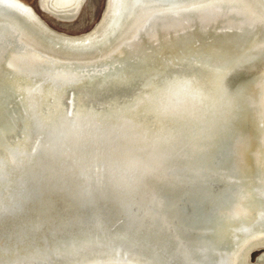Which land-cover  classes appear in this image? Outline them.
I'll list each match as a JSON object with an SVG mask.
<instances>
[{"label":"water","instance_id":"water-1","mask_svg":"<svg viewBox=\"0 0 264 264\" xmlns=\"http://www.w3.org/2000/svg\"><path fill=\"white\" fill-rule=\"evenodd\" d=\"M137 11H133L126 30L135 28ZM18 17L5 30L22 41L14 42L17 48H3L0 81L6 75L13 79L25 128L21 134L18 121L10 116L6 119L2 108L0 153L6 155L10 147H15V151L10 152L9 162L0 156V169L6 171L0 174V261L5 256L14 259L12 254L27 252L33 255L30 264H62L73 257H55L52 251L64 249L72 255L68 252L92 241L98 243L96 249H134L137 253L143 250L147 259L158 261L162 253L172 251V243L178 244L174 238L177 231L192 230L178 217L176 201L181 210V202L190 205L205 200L223 207L233 204L235 197L229 198V191L236 185L242 189L244 204L249 206L246 219L232 222L236 225L231 227L233 234L241 236L238 229L253 217L252 211L260 202L248 187L250 182L254 185L249 173L251 168L257 169L256 186H260L263 178L259 171L264 173V163L257 165L255 159L253 166L247 167L244 162L253 157L244 154L239 166V152L230 150L225 158L224 154L239 134L238 129L245 125L243 102L249 92H254L261 71L259 63L243 59L253 52V45L263 41V33L222 30L217 26L207 29L196 24L191 27L192 22L185 20L188 29L155 33L146 43L157 44L163 52L162 45L166 44V49L172 45L176 50L184 45L194 46L198 36L211 32L222 41H212L211 53L209 48L200 52L202 57L196 56L200 53L186 55L180 64L173 62L166 73H155L140 79L135 87L102 96L101 92L107 93L104 85L112 78L90 89L82 87L86 78L104 71L95 64L83 67L76 83L59 86H53L46 74L35 75L29 69L10 75L15 72L9 62L12 49L18 57H26L27 52L45 55V47L23 30ZM154 19V15L148 17L133 42L147 36L145 30L149 23L152 27ZM221 43L227 46L222 47ZM232 43L238 51L235 55L229 53L233 51ZM21 45L24 48L18 49ZM199 47L205 45L199 43ZM214 56L218 57L216 61ZM77 59L94 63L92 60L98 57ZM58 67L71 70L72 65L64 62ZM205 67L210 71H203ZM16 78L27 82L21 84ZM178 81L185 82L188 95L182 91V100L177 103L173 84ZM208 82L213 84L207 86ZM39 85L42 86L37 95ZM31 94L37 103L33 104ZM143 110L157 118L158 123L144 121ZM9 123L17 130L11 138L6 136ZM212 139H216L215 143L221 140V147L213 148ZM261 190L264 191L262 185ZM209 227L207 232L199 228L200 234L212 238L215 232L221 238L226 222ZM194 235H198L196 229ZM42 254L46 258H39ZM59 259L64 260L60 263L56 261Z\"/></svg>","mask_w":264,"mask_h":264},{"label":"bare ground","instance_id":"bare-ground-1","mask_svg":"<svg viewBox=\"0 0 264 264\" xmlns=\"http://www.w3.org/2000/svg\"><path fill=\"white\" fill-rule=\"evenodd\" d=\"M42 1L45 6H49L56 11L72 12L76 8H78L84 0ZM112 1L113 4L115 3L116 7H118L116 10V14H120L119 10H121L120 5L122 3V0ZM134 3L135 4L133 10L137 11L138 8V11L136 13L137 20L135 23V28L133 29L132 27L130 28V30H125L120 35V37L117 38V43L111 48L112 50L108 53L104 52L105 54L103 53L100 56H104V58L109 59L113 53L126 48H129V50H136L141 48V50L144 51V44L151 41L155 33L159 35L160 33L166 31L171 32V30L173 31V33H177L178 31L182 30L183 27H186L184 29H188L189 26L184 23L185 20L192 22L191 27L196 24L201 27L204 26V28L207 29L210 26H217L222 30L230 29L239 31L243 29L244 31L245 29L251 30L252 32L263 33L264 36V0H135ZM17 12H21L27 17L32 18L31 11L25 8V6H23L22 4L14 0H0V69L2 58L1 52L3 51V48H17L14 42L22 41L21 37L16 36L11 31L5 30L6 26L9 23H16L15 19L18 17ZM153 15L155 17V21H152L154 22L152 27L150 23L148 24V28L145 30L147 36H145V38L143 37L142 40H140V42L138 43H135V41L133 42V38L138 33V29L145 25V22L147 21L149 16ZM117 21L116 24L113 23L115 27L118 24ZM117 29L118 28L114 30L113 27L114 34L115 32H117ZM138 35H136V37H138ZM262 40L263 41H258L251 47L253 52L250 53V55L244 56V62H257V64L259 63L261 72L260 75L257 76L258 80L255 85L254 92H249L246 97L247 99L245 98V101L243 102L245 112V125H242L238 129L239 131L237 133L239 134L236 135L234 140L231 141L232 145H229V150H227V152H225L224 154L225 158L227 154L229 155L234 150L239 152V166H241V163L244 161L243 159H241L244 154L250 155L249 158L253 157V160H250L251 162H244V165H246L247 167H252L255 159L257 165H260V162L264 163V157L262 159V156H264V38ZM94 41L95 40H73L71 42H66L67 46H69L68 53L72 54H62L56 52L53 49L45 48V55H42L41 57L37 55H30L28 52L26 53V57H18V55H16L17 51L13 53L12 49V53L9 52V54H11L9 62H11L13 71L15 70V72H10V75H15L16 70L25 71L29 69V72L35 75L46 74V78H51V84L53 86H57V84L59 86V84L62 85L66 82H68L69 84L76 83L77 79L79 78L80 72H82L81 70H83V67H91V65L95 64L97 69L104 70L103 66H101L100 68V62L98 60H92L94 63H90L80 62L81 59H77L81 56L96 58L95 56L90 55V50L88 48L84 49V47H91L92 45H94V43L96 42ZM155 41L159 40L157 39ZM22 47L23 46L21 45L18 49H21ZM24 47H30V45L24 44ZM53 53H55L56 55ZM64 62H69V64L72 65V67H70L71 70H67L69 67H63V69L58 67L60 63ZM257 64L251 65L252 67H256ZM56 70L59 71L57 72V74L54 73ZM46 78H44L43 81ZM43 81L41 82V84L43 83ZM41 86L42 85H39L37 90L35 89V93L37 95L39 94ZM173 87L175 89L173 96L176 95V97L178 98V103L179 99L182 100V98H180L181 94L187 92L186 84L185 82L181 84V82L178 81L173 84ZM182 91L184 92L181 93ZM1 94L2 93L0 92V122L2 121L1 119L3 118L2 116L4 111L2 110L3 105L1 104ZM31 97L34 104V102H36V96L34 94H31ZM177 103H175V105H177ZM32 108L35 109V105H32ZM6 117V119L9 118V116L7 115ZM50 133L52 135V130L50 131ZM0 141L2 142L1 136ZM14 148L15 147H10L9 150L5 153L6 155L0 153V156L3 155V158H5L7 162H9L10 152L13 153L15 151ZM38 166L42 167L43 165L38 164ZM2 172L5 173L6 171L1 168L0 174ZM259 173L260 177L263 178L260 179V183L262 185V188H264V173L261 171H259ZM257 176L258 175H253L252 180L254 185L250 182L248 187L253 191L254 199L256 197H259L260 202L257 203L252 211L254 212L253 217L251 219H248L249 221H247V224H244L237 231L238 234L240 233L241 236L243 235V238H228L229 240H227V238H218L217 236H215V232L212 238H205V236L200 234L199 229L204 228V230H206L207 232L206 227L216 226L219 221L231 222L232 220H234V222H240L246 219L249 214V206L244 204L243 201L245 198L243 199L242 189H240V186L236 185V187L233 186L232 190L229 191L230 194L228 193L229 198L232 197V199H234L235 197L233 204L232 202L229 204L227 203L223 207H220V204H211L210 202L208 203L207 200L203 202L201 201L202 204L191 203L190 205H185L181 202V208L183 210L182 211L176 201V213L178 217L183 221L186 227L192 230L188 233H186L185 231H177L174 238H177L178 244L175 246L174 243H172L170 246V250L174 247L172 251H169L167 255L165 253H162L163 257L158 261H151L147 259L143 255V250L138 251L137 253L134 249H125L124 251L119 250V252L104 251L103 248L96 249V247H98L96 246V244L98 243H96L95 241L88 242L81 248H75L71 250L72 253L68 252L72 255H68L67 252L64 251V249H57L56 251H52V255H54L55 257H73L72 259H70L72 260L70 262L67 261V259L65 261H63L64 259L56 260L60 263L61 261H63L62 264H238L240 258L239 254L242 248L246 246L247 242L251 239H261L262 237H264L260 235L264 234V191L261 190V185L256 186L257 178H259ZM205 202H207V206L204 204ZM195 229L198 233V235L196 236L194 235ZM233 236H237V234ZM43 254L39 258H46V255L44 256ZM12 256L14 259H11L10 257L8 258L6 256L3 257V259H1L0 261V264L32 263L31 259L33 258V255L27 252H18L17 254H12ZM135 256L136 258L134 259ZM16 257H18L19 259H17ZM41 263L42 262H40V264Z\"/></svg>","mask_w":264,"mask_h":264},{"label":"rangeland","instance_id":"rangeland-1","mask_svg":"<svg viewBox=\"0 0 264 264\" xmlns=\"http://www.w3.org/2000/svg\"><path fill=\"white\" fill-rule=\"evenodd\" d=\"M25 8L31 11V17L25 15H19V23L22 25L23 30L40 46L53 49L56 52L67 54L69 46L68 41H87L95 40L94 45L88 48L90 55L98 57L100 62L99 66L104 67V71L98 74L92 75L86 78L83 82V86L86 89L94 87L96 84L101 83L102 80H109L104 85V90L107 93L101 95H113L114 90L120 91L121 88L126 90L134 85H138L140 79L146 77H153L155 73H166L168 69L174 64H180L182 58L187 55L199 54L201 51H209L213 47L212 41L221 42L222 40L215 34L208 33L207 35H200L197 37L196 45H184L183 48L174 49V46H163L165 50L162 52L161 47L157 44L154 46L151 43L144 44V51L141 49L129 50V48L115 52L109 59L100 56L104 52H110L113 46L117 43V38L126 30V27L131 23L133 19V9L135 0H122L120 5V14H116V4H113L112 0H84L82 4L72 12L56 11L49 6H45L42 0H14ZM35 18V19H34ZM119 19V20H118ZM118 20V21H117ZM118 24L116 27L113 23ZM116 28L117 32L113 33ZM184 37L183 35H181ZM199 43L205 45L200 48ZM81 45V44H80ZM221 45H223L221 43ZM219 48L220 45H217ZM227 46L223 45L222 47ZM233 51L229 53L235 55L238 51L235 45L232 43ZM206 49V50H205ZM220 53V49H218ZM147 51V52H145ZM237 51V52H236ZM214 52V51H213ZM72 54V53H68ZM105 54V53H104ZM221 54V53H220ZM100 56V57H99ZM202 57L203 55H196ZM216 61L218 57H213ZM96 60V61H97ZM182 64V63H181ZM186 65V63L184 62ZM106 67V68H105ZM101 70V69H100ZM199 71V70H198ZM203 71H210L209 67L203 68ZM201 73H204L201 71ZM218 75L219 72L217 73ZM1 81L0 92L1 104L5 109V115L16 119L21 128V134L25 128L23 124L22 104L18 99V94L14 91L12 86V78L9 75ZM21 84L27 82L23 78H16ZM158 82V81H157ZM123 84V85H122ZM213 82H208L207 86H211ZM122 86V87H121ZM117 87V89H115ZM51 103L49 98L48 100ZM4 114V113H3ZM141 117L148 123H158L151 113L143 110ZM10 126L6 130L7 138L15 136L17 133L13 123H9ZM2 124H0L1 126ZM3 128V125L1 126ZM22 137V135H21ZM207 140H205L206 142ZM211 145L214 148L221 147V140L215 143V140H211ZM215 144V145H214ZM257 169L251 168L250 176L257 175ZM232 222L227 221L226 228L223 229L221 238H242V236H233L232 228L234 225ZM236 224V223H235ZM232 227V228H231ZM238 264H264V237L261 239H254L247 242L246 246L240 252V258Z\"/></svg>","mask_w":264,"mask_h":264}]
</instances>
